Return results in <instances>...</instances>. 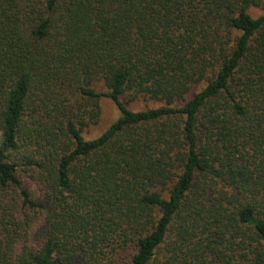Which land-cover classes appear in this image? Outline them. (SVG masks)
Returning <instances> with one entry per match:
<instances>
[{"label":"trees","instance_id":"1","mask_svg":"<svg viewBox=\"0 0 264 264\" xmlns=\"http://www.w3.org/2000/svg\"><path fill=\"white\" fill-rule=\"evenodd\" d=\"M0 264H264V0H0Z\"/></svg>","mask_w":264,"mask_h":264},{"label":"rangeland","instance_id":"2","mask_svg":"<svg viewBox=\"0 0 264 264\" xmlns=\"http://www.w3.org/2000/svg\"><path fill=\"white\" fill-rule=\"evenodd\" d=\"M99 90H106L103 85H98ZM126 102V100H125ZM162 103L149 99H137L135 101L127 102V106L134 111H141L147 108L160 106ZM120 111L115 103L107 98L103 97L100 100V116L96 122H93L83 130V135L86 139H93L102 134L118 117Z\"/></svg>","mask_w":264,"mask_h":264}]
</instances>
